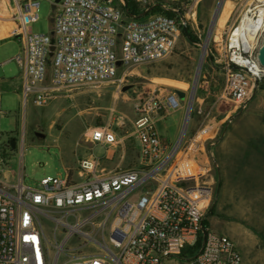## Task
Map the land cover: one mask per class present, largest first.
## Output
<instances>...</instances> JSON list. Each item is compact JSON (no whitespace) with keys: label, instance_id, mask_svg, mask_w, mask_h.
<instances>
[{"label":"built area","instance_id":"obj_1","mask_svg":"<svg viewBox=\"0 0 264 264\" xmlns=\"http://www.w3.org/2000/svg\"><path fill=\"white\" fill-rule=\"evenodd\" d=\"M49 2L53 34H40L31 31L39 0H0V40L21 44L11 60L21 71L24 104L36 107L48 103L58 86L116 81L120 69L164 58L186 25L179 0ZM225 35L216 43L225 53V87L218 98L242 111L264 84L257 58L264 0L247 5ZM181 103L174 91L139 98L130 133L139 166L102 165L117 149L120 161L126 154L124 138L110 121L85 130L104 156L90 148L74 169H65L63 177L43 176L35 188L25 184L22 170L15 181L7 179L6 150L12 148L0 145V264H241L235 241L213 230L205 215L210 189L179 185V168L171 166V152L157 130V117ZM208 131L199 130L191 142ZM41 218L49 221L52 238Z\"/></svg>","mask_w":264,"mask_h":264},{"label":"rangeland","instance_id":"obj_2","mask_svg":"<svg viewBox=\"0 0 264 264\" xmlns=\"http://www.w3.org/2000/svg\"><path fill=\"white\" fill-rule=\"evenodd\" d=\"M231 1L236 6L230 19L219 35L215 36L216 27L213 28L206 45L189 119L182 135L196 68L210 21L220 0H179V11L185 17L186 31L182 30L175 48L167 56L120 69L116 81L58 86L42 107L34 106L31 101L27 104L23 102L21 71L11 60L19 53L21 44L15 38L1 39L0 145L4 148L6 143L10 144V138L15 139V148L6 150L9 172L4 175L7 179L15 181L22 170L25 184L35 188L36 181L43 176L59 174L63 177V165L69 161L75 163L76 157L85 156L90 148L95 155L104 156V148L92 147L85 130L108 121L124 138L126 154L124 160L120 161V151L117 149L110 160H102V165L107 169L116 165L125 168L139 166L138 146L130 135L136 103L143 95L178 89L185 93L179 109L165 113L163 120L156 121L157 130L171 152V166L179 168L178 183L184 187L210 189V199L204 210L213 230L235 241L241 256L243 254L241 264H264V219L254 223L249 217L253 211L240 208L241 205L233 201L231 181L226 194H221L220 169L216 165L217 151L224 147L225 156L229 159L230 178L232 153L236 157H243L245 166L247 162L253 163L252 167L254 163L263 161L264 153V84L242 111L218 98L225 87V77L220 68L225 53L217 44L225 41V31L237 22L249 2ZM39 2L38 20L31 24V31L50 33L52 4L49 0ZM154 11L151 9L150 12ZM121 77L122 82L119 81ZM171 81L175 83H169ZM125 86L130 88L122 91ZM206 127L209 131L198 142L192 143L196 133ZM74 168L71 166L70 169ZM256 185L262 194L264 180H257ZM247 186L242 187L244 204L248 202ZM40 221L47 236L52 238L49 221L44 218ZM70 244L74 245L75 242Z\"/></svg>","mask_w":264,"mask_h":264},{"label":"crops","instance_id":"obj_3","mask_svg":"<svg viewBox=\"0 0 264 264\" xmlns=\"http://www.w3.org/2000/svg\"><path fill=\"white\" fill-rule=\"evenodd\" d=\"M165 114L157 117L156 121L163 120ZM160 134V133H159ZM174 135V134H173ZM163 138V137H162ZM164 139V138H163ZM217 167L220 169V181H221V194L224 196L227 192V188L229 186V182L231 181V190H232V199L241 205L240 208H247L248 211H253L250 213V216L254 223H258L260 219H264V186L263 192L260 194L257 185V180H264V153H263V161L259 163H254V167L251 166V162H247L246 166L243 162V157H236L235 153H232L231 158V168H230V178L229 175V167L227 166V162L229 159L225 156L224 147L220 151H217ZM80 157H76L75 163L67 162L63 165V169H70L71 166L76 167L77 161ZM227 158V159H226ZM119 164V163H117ZM247 186V199L248 202L244 204V198H242V187ZM243 200V202H242ZM231 238V237H230ZM242 251V249H241ZM243 259V254H242ZM246 260L244 259L243 262Z\"/></svg>","mask_w":264,"mask_h":264},{"label":"water","instance_id":"obj_4","mask_svg":"<svg viewBox=\"0 0 264 264\" xmlns=\"http://www.w3.org/2000/svg\"><path fill=\"white\" fill-rule=\"evenodd\" d=\"M59 0H55V3H57ZM222 2L223 0H220V3L219 5L217 6L216 8V11L210 21V25H209V29H208V33L206 35V38H205V43L203 44V48L205 47V52H206V45L207 43L210 41V38H211V35H212V32H213V28L215 27V24H216V20L219 16V13H220V9H221V6H222ZM54 9V5L52 6V10ZM50 22L52 23L53 22V18L50 19ZM184 31H186L184 29ZM53 34V32H51ZM53 50H54V46L51 45L50 46V56H52L53 54ZM202 56H203V49H202V52H201V55H200V58H199V61H198V65H197V68H196V73H195V77H194V81L192 83V87H191V94H190V98H189V102H188V106H187V110H186V115H185V120H184V124H183V128H182V133L181 135L183 134L184 130H185V127L187 125V121L189 119V113H190V109H191V105H192V101H193V96H194V91H195V88H196V84H197V81H198V76H199V72H200V66H201V59H202ZM257 58H258V61L260 62V64L262 66H264V40H263V44L262 46L260 47V49L258 50V55H257ZM117 65H120V62L118 61L117 62ZM130 88V86H125L123 87L122 91H126ZM174 92L180 97V99L184 100L185 98V93L181 90H174ZM10 145H11V148H15V140L14 139H11L10 140Z\"/></svg>","mask_w":264,"mask_h":264},{"label":"bare ground","instance_id":"obj_5","mask_svg":"<svg viewBox=\"0 0 264 264\" xmlns=\"http://www.w3.org/2000/svg\"><path fill=\"white\" fill-rule=\"evenodd\" d=\"M252 2H253V0H249L247 5L252 4ZM235 6H236V4L233 1H231V0H223L222 6H221V9H220V13H219V16H218V18L216 20V24H215V27H216L215 28V33H216L215 36L219 35L221 29L226 25V23L228 22V20L230 19L231 15H232V13L234 11ZM5 21H6L5 22L6 26H9V25L11 26L12 23L10 21H8V19H6ZM204 55H205V47L203 48V56H202L201 61L203 60ZM169 83L174 84L175 82L171 81ZM177 84H179V83H177ZM181 85L185 86V84H181Z\"/></svg>","mask_w":264,"mask_h":264},{"label":"trees","instance_id":"obj_6","mask_svg":"<svg viewBox=\"0 0 264 264\" xmlns=\"http://www.w3.org/2000/svg\"><path fill=\"white\" fill-rule=\"evenodd\" d=\"M129 5L131 6L132 12H136V7L132 6L133 4L129 2ZM189 38V37H188ZM190 39V38H189ZM191 40V39H190Z\"/></svg>","mask_w":264,"mask_h":264},{"label":"flooded vegetation","instance_id":"obj_7","mask_svg":"<svg viewBox=\"0 0 264 264\" xmlns=\"http://www.w3.org/2000/svg\"><path fill=\"white\" fill-rule=\"evenodd\" d=\"M11 139H13V138H10L9 140H11ZM15 140V139H14ZM10 142V141H9Z\"/></svg>","mask_w":264,"mask_h":264}]
</instances>
